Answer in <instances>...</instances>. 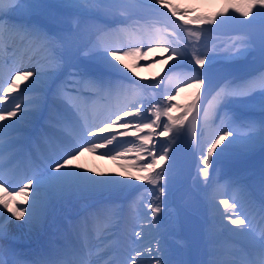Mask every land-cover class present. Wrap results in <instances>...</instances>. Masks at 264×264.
I'll use <instances>...</instances> for the list:
<instances>
[{
    "label": "snow or ice",
    "instance_id": "6c2138e0",
    "mask_svg": "<svg viewBox=\"0 0 264 264\" xmlns=\"http://www.w3.org/2000/svg\"><path fill=\"white\" fill-rule=\"evenodd\" d=\"M81 3H86L87 0H80ZM10 3L16 4L17 8L21 5L19 0H10ZM115 6L122 7V4ZM149 6L152 10L159 14L167 16L168 13L162 9H169V0H150ZM255 10V15L253 12ZM15 11V9H13ZM218 13L211 17H195L192 20H183V11L175 8L171 9V16L180 15L185 28L192 24H212L216 21L217 15L227 13ZM239 12L246 20L251 16V20L255 21L257 16L264 18V0H246L244 7H237ZM251 22V21H249ZM173 24L176 21H172ZM4 34H8L9 43L6 45L2 38ZM193 35H199L196 32ZM169 40L154 39L145 43L143 39L135 43L117 45L115 42L108 43L102 38L94 42L88 52L91 55H86L79 63L63 62L60 57H54L47 68L34 66L28 70H17L7 82H0V103H5L10 97L19 91L20 96L28 93L32 95L25 101L24 107H21V102L13 99L12 107H0V152L4 149V136L6 130H14L18 125L30 124V117L38 116L47 105L49 122L59 123L57 119L58 108L62 106L68 113L63 118L66 128H71L79 123L78 113H80L81 104L87 103L95 96H100L103 93L110 92L114 87L134 89H153L160 88L161 81H157L154 85L148 86L133 79L134 74H130L131 70L127 64H123L121 56H141L143 50L153 51L154 46L161 48L162 58L174 61L167 66V71L172 72L174 69L180 68L184 61H188L194 66L192 71L195 75L189 81H184L183 86L195 89V99L188 106L182 116L172 117L170 115L172 108L173 94L169 93L166 96L157 98L155 93L150 99L138 98L130 103L127 107L118 112L111 113L105 120L103 126L98 128L99 133L105 134L102 139L103 143L98 142V139H89L96 137V132L92 131L91 127L84 125L81 128L80 135L76 138L67 136L59 144L53 145L52 154L46 156L43 162L38 166L37 170L31 176H28L27 182L19 187V191L15 187L9 193L5 184H11L5 179L4 174L0 172V188H4V196H0V215H3V210L11 213V217L17 219L24 218L27 213L25 223L29 226L38 224L47 211L49 203L61 196L68 190H83L92 193H116L129 189L134 186L133 180L125 179L117 176H100L97 177L91 173V170H84L79 165H72L74 160L82 151H91L108 156L112 159L117 157L128 158L127 153H135L132 159L137 163H133L131 168L137 169V174L134 176V181H142L150 184L155 189L159 185L160 199L165 194V185L163 180L162 163L168 158V148H164L158 155L156 149V139L159 137H168L170 134L175 139L180 134V129L184 126L185 121L189 116L195 118L196 115L203 113L205 123L209 122V110L201 106L203 103H210L208 96L214 91L211 79L207 78L212 60L208 53L194 52L191 59H188L189 44L183 46L178 44L174 39H171L172 34L168 33ZM63 43L61 40H56L49 36L44 31L43 26L34 24L14 23L7 13L0 6V53L5 51L15 55L19 47H25L31 50L35 45L41 44L46 48H53ZM195 48L197 42H191ZM243 43V42H242ZM247 49H237L234 53H230V59L236 60L244 57L247 54ZM72 69L69 71L68 69ZM225 75L223 78L220 91L216 92L212 100L216 102L215 119L219 120L210 139L206 153L201 156L203 168L200 169L201 174L207 180L209 177V167L214 163H219L220 158L231 152L235 147L239 146L242 150H247L255 145L257 141L264 146V65L261 70L250 72L244 78L237 76L235 73L240 69L225 67L223 69ZM119 76L121 81L116 84L114 77ZM63 77V79H61ZM28 82L21 90V84L17 81ZM59 80V83L57 81ZM126 80L127 84L123 81ZM6 83V86H5ZM179 90H182L179 89ZM51 93L52 101L48 103V94ZM167 101L165 104L164 102ZM259 107L260 118L249 119L243 114V109L249 107ZM161 107L163 114H161ZM115 117L114 119L112 117ZM127 118V119H126ZM8 121V123H4ZM215 123V120L212 121ZM190 123V121H189ZM113 124H119L120 128L125 131L114 133L109 132ZM177 126V127H174ZM129 129L132 131V138L126 139ZM117 144L123 147L111 148L110 146ZM127 145V146H125ZM219 151H217L218 147ZM171 147V144H169ZM107 149V151H105ZM217 157L214 161L213 157ZM34 185V187H33ZM262 187H264V178H262ZM15 196L23 197V201L18 205H12L11 201ZM214 198V197H213ZM29 199L31 202L29 203ZM240 200L233 198L221 199L220 205H223L225 212L221 215L234 226H245L239 228L236 232L239 236H248L252 221L241 218L236 214L237 206ZM24 204L28 207L25 209ZM105 206L96 209V214L104 211ZM215 208L216 205L213 204ZM231 210V212H229ZM262 210H264V202H262ZM153 216L161 212L159 205L151 208ZM264 221V217H262ZM235 231L234 229H228ZM3 232V227L0 225V233ZM140 232H136L139 237ZM162 249H157L156 253ZM150 254L152 251L150 250ZM142 253L136 251L130 258L128 264H143V261L137 259ZM5 252L0 249V264H8L4 259ZM45 264H64L63 261L49 260ZM68 264H87L86 261H72ZM156 264H169L166 259H157ZM237 264V262H232ZM240 264H264V230H262L261 239L258 242V253L254 258L240 262Z\"/></svg>",
    "mask_w": 264,
    "mask_h": 264
},
{
    "label": "bare ground",
    "instance_id": "6f19581e",
    "mask_svg": "<svg viewBox=\"0 0 264 264\" xmlns=\"http://www.w3.org/2000/svg\"><path fill=\"white\" fill-rule=\"evenodd\" d=\"M79 2H80V0H73V1L72 0H59V10H60L59 13L67 12V10H70L71 7L69 4H71V6L73 8V7H76ZM196 3L201 4V1L197 0ZM20 5H22V4H20ZM70 13H72V12H69V14ZM58 15H60V14H58ZM88 16H90V15H88ZM84 19H85V17H84ZM84 19H82V21H84ZM15 22L17 24L24 23V21L21 20V18H18V20H16ZM67 22H66V24H67ZM79 24H80V26H77L74 28V35H73L74 37L72 39H70V36L72 35L73 31L59 34L58 33L59 30H61L65 26L64 27L61 26L60 28H58L56 34L58 36L60 35V37L63 38V43L61 45H59L58 48L56 49V51H59V52H56L55 49H53V48L49 49V48L45 47L44 50H41V52L37 51V53L35 55V49H34L32 51V53L34 52V56H36V58L33 60L32 63H30V62H29V64L26 63L25 66L28 69H31L34 66L41 67L42 65H44L45 63L48 62L47 58H46V53L50 54L52 56V59L54 57H60L63 62H66V61L68 62L69 57H71L74 54H77L84 47V44L86 42H88L90 39H92L94 37L95 33L100 28H102L99 25V21L94 19L93 17L90 20H88L87 22H85L84 24H82L81 22ZM53 36H55V35H53ZM93 39L95 40L96 37H94ZM59 40H60V38H59ZM159 50H160V48H159ZM40 53H42V54H40ZM38 54H40V55H38ZM16 57H18V54L15 55V58ZM129 59H130L129 57H127V58L122 57L121 58V60L123 61V64H127L129 67L130 66L135 67L136 66L135 61L134 60L132 61ZM80 60H81L80 58H75L72 63H79ZM164 65H165L164 62L161 63V66L159 68H161ZM1 67L3 68V71H5L7 68V67H3L2 62L0 61V68ZM140 68H143V66H140ZM69 70H72V69L69 68ZM224 75L225 74L223 71L220 72V75L218 76L217 80L212 84V87L214 90H215V88H216V90L219 88L218 87L219 83L221 82V79L224 77ZM155 76H152L151 79H153V77H155ZM61 79H63V77H61ZM114 80H115L116 84L119 85L121 78L119 76H116V77H114ZM18 83L21 84L20 81ZM22 89H23V87H21V90ZM115 89H116V91H115ZM136 91H134V92H136ZM138 93H139V91H138ZM28 94H31V93H28ZM141 94H144V93L141 92ZM16 95H19V92L16 93ZM128 95H129V93L127 91L125 92L124 88L122 89L119 86H117V87H114L110 92L104 93L105 99L101 105L99 104L98 99H93L91 102L88 101L85 104H81L80 113L77 114L78 119H79V123L77 125L71 127V128L65 127V124L63 122V118L68 113L65 111V109L62 106H59V108H58L59 114L57 116V119L60 121L59 123L49 122L47 120L49 112H45L44 113L45 116L42 117V119L39 123H35L38 119L37 117L32 119L31 126L37 124V125H40V126L42 125V126L46 127L47 129H49L52 132V134L56 138H58L57 144H59L61 141L64 140L65 137L69 136V134L71 132H74L76 128L79 130V132H81L82 126L87 125V126L91 127L92 129H94V128L97 129L96 131H94L97 134L96 137H94V138L98 139V142L103 143L102 137L105 134L98 132V128L101 125V122L109 114L112 113V109H116L117 107L124 106L125 105L124 100L126 98H128ZM136 95L139 97L138 94H135V96H134L135 98H136ZM49 98H50V101H52L51 93L48 94L47 99H49ZM98 98H99V96H98ZM9 100L12 101L13 97H10L8 99V101ZM208 101L210 103H204V106H203V107L208 108V110H209V122L208 123H205L203 113L196 115L195 118H193L192 116H189L188 120L185 121L184 130H185L186 135H187V143H186V155L184 157V160L179 159V157L177 156L178 154L177 155H171L170 154L171 156L169 158H167V160L162 163V168L164 170L163 171V181L167 184V193H166L167 201L165 202V204H164V202L162 204L166 208L161 210L160 213L156 214V216H159V218L154 219V220L159 219V222L154 221L153 224L144 225V222L147 220H142V221H136L135 223L137 226H135L134 224H132V221H130L129 219H127L125 217V212L127 211L128 207H129L128 206L129 202L131 200L135 199L137 192L139 190H142L145 185H150V184H147L146 182L134 181V176L137 174V171H131L130 167L133 163H137L136 160L132 159V157L135 156V153H127L126 156L128 158L117 157L116 159H112L108 156H105V155H102L99 153H93L91 151H84V152H81L74 160L71 161L72 165H79L84 170L90 169L91 173L97 177L108 176V175L117 176V177H122L125 179H131V180H133V184H134V186L129 188V189H126V190L121 191V192L112 193V194L92 193V192L83 191V190H68L65 193H63L61 196L52 200L49 203V206L47 208L46 213L51 212L52 215H58V216L69 215L68 212L70 210H75L72 207L75 205H78V204H81V207H80L81 210L85 209L87 207H90V210L94 213L95 219L88 220L87 218L89 216H87V215L79 214L78 216H76V213H73L71 219L70 220L68 219L67 221H65V225L68 226L69 224H71V228H73L74 230H76V228H77L73 225L74 223H81L82 224V229H83L82 239L87 240V241H90V240L94 241L95 247L98 251L97 252L94 251L92 253L95 256H97L98 259H102L105 255H107L105 263H97L96 261L87 262L86 260H83V261H86L87 264H128L130 258L134 255V253L136 251H140L142 253V255L140 257H137V259L140 261H143V264H156V260L161 259V258L168 260L169 264H175V262L170 258L169 252H168L166 246L164 248L158 246L160 243L159 239H162L163 235H164L161 233L162 223L160 222V220L162 222H164V219H161L160 216H162L164 218L165 217L164 215L170 214V216H172L174 219H177L179 221L177 231L184 229L187 232V234L189 235V237H188L189 240H191L190 241L191 244L181 254L180 263L181 264H195V255H194L195 228H194V222H193L192 216L189 214V212L187 210L184 209L181 202H182L183 195L185 194L186 191L189 190V182H190V179L192 178V175L196 174L198 167L201 165L200 158L203 154L202 152H205L204 149L207 147L205 137L210 138L213 131L215 130V127L213 125H211V122H210V116H211L210 110L212 109L213 100L210 97ZM202 103H203V97H202L201 105H202ZM2 107L9 108L7 105H4ZM47 113H48V115H46ZM189 121H190V123H189ZM198 121H201L203 124V130H202L201 135L197 133ZM4 123H8V121H5ZM19 127L20 126L18 125L16 129L7 130L6 132L12 131L13 133L17 134L19 132ZM117 127H120V125L119 124H113L112 127L109 129V131L113 130V128H117ZM29 129H30V127L23 134L22 138L25 136H28V134H26V133L29 131ZM41 133H42L41 130H35L32 133V136L36 137L34 139V141L36 143L39 142L38 137L40 138L43 134V133L42 134ZM75 136L77 137V133L75 134ZM128 137L129 136H127L126 139H128ZM53 145H55V144L54 143L52 144L51 151H53ZM110 147L111 148H117V144L114 143V145H112ZM118 147H120L119 150H121L122 146L118 145ZM218 148H220V147H218ZM251 148H252V146L250 147V149ZM25 151H26V149L22 150L20 148L21 156H23L25 154ZM105 151H107V149H105ZM31 154H32V152H31ZM45 157L46 156L44 154V151L38 152L37 159L40 162H43ZM7 161H9V160H7ZM7 161L0 163V172H2L4 174V177L9 176V178L12 180H17V176L20 174H23L24 179L21 182V186H22L23 183L27 182L26 178L28 176H31V173L33 171H31V173H29V170L33 166L30 164V162L22 163V161L20 160L16 164L15 167H12V162L11 161L7 162ZM262 162H263V159L258 154H256L255 158H253V160H252V164H253L254 168H256V169H259L260 164H262ZM101 163L106 164V166H107L106 170L103 169V167L101 166ZM114 163H117V165H119V167H117V165H115ZM24 165H25V169L23 167ZM248 166H249V164H248ZM246 167H243V168H246ZM239 168L241 169V167H239ZM253 174H254V179L251 180L252 184L258 183L259 182L257 180L258 177L255 176V173H253ZM262 175L264 176V172L262 173ZM235 176H237V175H235ZM209 177L207 178V180L204 184L203 191L207 195L206 200L211 202V201L215 200L213 197L218 195V193L220 192V189L215 194V190L217 188V183L212 177L210 179H209ZM197 178L199 181H203V182L205 181V178L203 176H198ZM240 178H239V180H240ZM208 179H209V181H208ZM227 180H228V178H227ZM207 182H208V184H207ZM219 183L222 184L223 181H221ZM205 185H206V187H205ZM260 185H262V184H260ZM230 186L233 188H236L238 190V192L241 193V188H240L239 184L231 181ZM33 187H34V185H33ZM4 188H7V187H4ZM4 188H0V196H4ZM259 188H260V186H259ZM16 190L19 191V187H16ZM204 193H203V195H204ZM157 196H159V195H157ZM228 198H230V197L228 196ZM216 200L219 202L221 199L217 198ZM22 201H23V197L15 196V198L11 201V203H12V205H18ZM163 201H165V200L163 199ZM30 202H31V200L29 199V203ZM103 202H105L106 205L113 203V206L117 207L116 210L119 211L118 219L114 223V225L109 226L110 229L107 228L108 225L105 223L104 220H99L98 218H96V216H97L96 209L100 208V205L103 204ZM158 205H160V203ZM238 206H239V204H238ZM0 207H2V206H0ZM23 207H25V209H26L28 207V205L24 204ZM107 207H110V206H107ZM160 207H161V205H160ZM50 208H52V209L50 210ZM220 208L222 211L225 212L223 205H220ZM239 209H240V207H239ZM239 209H237V210L239 211ZM167 211H169V212H167ZM10 214L11 213L7 212V210H3V215H0V225L3 226L5 224V222L7 221V217ZM239 214H240L241 218H244L245 216L247 217L246 225L248 223V220L252 221L251 229H249V235L248 236L237 235L236 232L239 230V228L234 229L235 231H229L228 229H226L222 233L221 237L218 239V236H216V232H214V231L211 232V230H208V231L204 230L203 232H207V233H205V235L209 238V243H211L215 246H218V247H221V244H223V245H225V249L231 250V252L233 251V247L237 246L238 244H240V247H242V245H244V244H247V245L256 244V242H258V240L255 238L254 234L251 235V232L259 234L258 231H259V228H260V225L262 222V217H264V210H262V208L259 205L252 204L246 210H241L239 212ZM26 219H27V217H24V219H23L24 224H26L25 223ZM165 220H166V218H165ZM228 224H230L229 221L223 217L222 220L212 219V223L209 225H210L211 229H217V231H219V229H221L222 227H227ZM49 225H50V223H40V228H37L36 225L33 227L29 226V228H27L26 230L16 231V234H6L4 231L2 233H0V237H1L0 238V249H2L5 252L4 259L7 258V256H8L10 258L11 264H45V262L55 259L53 257V249H54L53 240H55L61 245L63 257H64V260L66 262H70L76 256L78 257V259L76 261H80L79 260L80 256L77 254V251L75 250V248H76L75 243L71 241L72 240L71 234H69V232H65V230H67V228H64V230L62 231V228H60L58 225L56 230L54 231V228H51V226L49 227ZM232 227L233 226H231V228H229V229H232ZM244 227L245 226H241V228H244ZM127 231H129V233L140 232L141 235L139 237H136V235H135L133 242L128 243L126 241V237H125V232H127ZM44 237L45 238L47 237L46 241H45ZM210 238H212L213 241L210 240ZM34 240H38L37 244L32 243V241H34ZM67 240L70 241V244L72 246L71 252H68L67 250H65L64 242H66ZM7 242H11L13 246L17 247V250H15V252H13L12 254H11V252L10 253L7 252L9 250ZM22 245L23 246L24 245H30V246L22 247ZM32 247L38 248V252L35 254H31L30 252H33L31 249ZM157 249H162V251L157 254L156 253ZM150 250L152 251V254H150ZM211 252H212V256L210 257V261L212 262V264H226V260H227L226 255L228 254L227 252H224V251L219 250V249H211ZM24 253H27V255L32 256L33 260L32 261L23 260V257H24L23 254ZM14 254H16V255L18 254V256H17V258L12 259L11 255L13 256Z\"/></svg>",
    "mask_w": 264,
    "mask_h": 264
},
{
    "label": "rangeland",
    "instance_id": "374dc122",
    "mask_svg": "<svg viewBox=\"0 0 264 264\" xmlns=\"http://www.w3.org/2000/svg\"><path fill=\"white\" fill-rule=\"evenodd\" d=\"M0 1H6L10 3V0H0ZM196 1L197 0H188V1L169 0L170 8L162 9V11L168 13L167 16L159 15L155 13L152 10V8L149 6L150 0H87L86 3L79 2L77 5L78 7L76 6L72 8L71 4H69L71 9L63 13L58 12L59 0H19V3L22 5L19 8H17L15 4V8H16L15 12H23L24 10H28L35 7L41 9L46 14L48 12L49 14L47 15L54 14L53 17L55 16L58 17L59 19L61 18V20L63 21L64 24H62L61 26L62 27L65 26L64 27L65 29L62 28L61 30H59L58 32L59 34L70 32L71 30H73L72 28L76 27L80 22H86L88 18L93 17L94 19L99 21V25L102 27L100 28L101 32L99 33L102 37H97L96 40L102 38L103 40L105 39L104 40L105 42L108 43L115 42L117 45H119L120 43H124V44L135 43L140 39H143L145 43L154 39L169 40L170 37L168 33H171L172 34L171 39H174L181 46H183L185 43L189 44L188 47L189 60L191 59L194 52L209 54V57L211 58L212 62L210 65H206L205 67L209 68V72L207 73V78L211 79V81L216 77L217 73L220 70H222L227 65H229L230 53H234L237 49L246 48L248 51L245 57H256V56L264 57V18L257 16L256 20L252 21L251 16L247 20L243 16H241V18L237 20H232L230 7L225 3V1H229V0H200L201 4L199 5H201L202 7L194 8V3H196ZM245 3L246 0H243L242 3H240L241 7H244ZM116 4H122L123 6L122 7L115 6ZM172 8L183 11V20H192L195 17H211L218 13H225V9H227L228 11L226 14L217 15L216 21L212 24L200 25L194 23L188 26V28H185L183 24V20L181 19L180 15H177L175 17L171 16ZM69 12L72 13L69 14ZM56 14H60V15H56ZM253 15H255V10L253 12ZM82 19H84V21H82ZM173 20L176 21L175 24L172 23ZM55 22H56L55 26H49V27L44 26L43 28L44 31H46L49 36L55 37L56 40H59V38L61 40L62 37L56 34L58 29L56 28L57 21ZM148 27H152L153 31L151 32L148 29ZM116 30L118 31L122 30L121 33L122 35L120 38H118L114 33V31ZM193 32H196L199 35H193L192 34ZM197 41L198 43L194 48L191 42H197ZM86 47L83 48L79 54L70 57L68 62L70 61L71 63L72 61H74V59L77 58L78 55L81 58H86V55H91V53L88 52L89 48L86 49ZM54 48L56 49L58 48V46ZM159 48L160 47L158 46H154L153 51H147L145 48L143 50V55L141 56H135V55L121 56V58L129 57L130 58L129 60L135 61L136 66L129 67V69L131 70L130 74H134L133 79H136L140 83L146 84L148 86L154 85L157 81H161L160 88L158 89H153L152 87H148L146 90L145 89H134L131 91L128 90L129 92H131L129 96L131 101L129 100V102L132 103L134 100L138 98L150 99L154 93L157 96V98L166 96L167 94L171 93L176 99V102L172 101L173 106L171 108L170 115L175 118L178 116H182L184 112L187 110L188 106L195 99L194 96L195 89L183 86L184 81H189L192 78V76L195 75V73L192 71V68L194 66V61L192 65H190L186 60L183 62L180 68L174 69L172 72H168L167 66H170V64L173 63V61L163 59L162 56L165 54H163L162 51H160L161 48L160 50ZM50 56H51L50 54L46 53V58L48 61L47 63H45L46 67L53 60L52 56L51 58ZM22 59L23 58L20 56L16 58L14 57L11 62V66H10L11 69L13 70L18 62L22 63ZM25 60L26 63L28 60L27 59ZM163 62L165 65L159 68L161 66V63ZM140 66H143V68H140ZM23 70H25V67H23ZM257 70H259V68L257 67L245 66L240 71H238L236 75L241 78H244L248 75V73L255 72ZM152 76L155 77L151 79ZM170 79H176V83L173 85V87H171V89L167 87L168 80ZM181 88L182 90H179ZM218 90L219 89H217L216 91ZM140 91L145 95L141 94ZM135 94H138L139 97L136 95L135 98L134 97ZM96 97L98 98V96H95L93 97V99H95ZM99 98L100 99L98 100V102L101 105L103 96L100 95ZM164 103L166 104L167 101H165ZM214 103L215 101L213 102V104ZM125 107L126 106H124L123 108ZM123 108H120L119 110ZM250 108L258 109L259 112L251 113L252 114L251 115L248 112ZM160 110H161V114H163L162 107ZM242 111L243 114L249 119L260 118V110L258 106L256 107L250 106L249 108L243 109ZM215 115H216V104L212 112V118L213 120H215V122L218 125L219 120L215 119ZM112 118L114 119L115 117L113 116ZM104 122L105 121L101 123V126H103ZM182 129L183 128L180 129V134L176 136L175 139L172 138L171 134L168 137H159L156 139L157 155L164 148H168L169 150L168 158L171 155L178 154L177 156L179 155L184 156L186 154V146H185L186 132L184 130L185 132L184 134ZM110 132H114L118 134L119 129L116 128L114 130H111ZM169 144H171V147H169ZM35 146L36 145L34 144L31 145L32 148H34ZM206 148L204 149L205 152H202L203 154L206 153ZM122 150L123 149H121V151ZM217 151H219V148L217 149ZM257 151L259 152V154H262L261 149H256L253 151V153H251L250 151L246 152L235 147L231 152L227 153L224 157H221L219 163H214L209 167V175L210 173H213L217 179L226 177L225 178L226 180L228 178V180L231 179L234 182L236 180L237 182L242 184V188L244 187V193L240 194L239 196L235 195L231 197L232 199L233 198L239 199L241 202L246 200L244 204L240 202L239 206H237V209H239V207L240 209L241 207L243 208L244 205L248 204L251 201L262 203V200H264V196H263L264 187L260 185L262 184V178H264V176L262 175V173L264 172V156L261 155L263 162L260 165L261 168L256 173V177H258L257 180L259 181V186H261V190L258 191L259 192L263 191L262 199H260L261 196H258L256 193H253L250 189L255 187L256 184L251 185L252 184L251 182L250 185L249 184L247 185V180L250 181L253 177V166L250 163L251 158L253 155H255ZM216 159L217 157L214 154L213 160L215 161ZM114 164L117 165V163ZM201 165L202 167H204L202 163ZM101 166L103 167V169L106 170L107 168L106 164L101 163ZM117 167H119V165H117ZM239 167H241V169ZM243 167H246L247 169ZM133 170L137 171V169L131 168V171ZM243 170H245V172L240 174L239 171H243ZM199 175L203 176L202 174ZM196 180H191L189 191L185 194L184 204L186 205V207L190 209L192 212H194V214H196L194 218L199 222L201 221L202 218L204 219V222L210 221L211 216H215L216 214L217 216H221V214L223 213L221 209H219L218 212L217 208L216 207L214 208L212 203L206 200V197L205 195H203L202 192L203 184L198 179ZM162 183L165 185V194L163 196L164 198L161 197L160 199H157L158 197L157 195H159V185L155 186V189L153 188L152 185H149L146 186L144 190H139L137 192L136 195L137 198L135 197L136 200L135 202H133V204L130 205L129 212L127 213L128 219L135 221L136 219H139L141 217L143 218V216H146L147 217L146 219L150 218V220H153L156 217L153 215L150 217V215L152 214L151 211L152 207L157 206L160 203L161 210L166 208L162 204L163 202L165 204V202L167 201V197H165L167 188H166V183L163 182V180ZM227 185H229V182L223 185L222 187L223 190H226ZM194 192H197V194ZM231 198H228L227 195H224V199H229L230 202H231ZM163 199L165 201H163ZM76 207H77L76 211H79V208L81 206L77 205ZM239 211L236 210V213L233 214V218H235L236 214H239ZM108 212L111 213V217H115L118 215L116 213L115 207H111V206L105 207L104 211L101 212L100 215L105 217L106 220H109L111 219V217H106ZM229 212H231V210H229ZM164 216H165L164 218L161 216L164 219V222L160 220V222L163 223L162 229L164 230L161 231V233L165 234L163 235L164 238L162 240L164 242H167L166 244L168 246V249L171 251V253L176 258H179L182 248L186 246V244L188 243V238L184 233V231H181L182 237H179L177 239L172 238L171 234L174 224L172 223V220L174 218L171 216L170 219V214ZM47 220L49 219H44V221ZM9 221H13L14 222L13 225L19 224V219L15 217H11ZM228 226H231V224ZM201 229H206V228L201 227ZM128 235H130L128 239L131 241L134 235L133 234H128ZM200 235L199 237H197V240L195 241L194 244L196 260L198 264H208L209 261L206 257L209 254V249L205 241L203 240V233L201 232ZM253 247H254L253 245L244 246L245 250L243 253V257L241 256L242 258L239 257L233 258L232 262H237V264H240V262L242 261H246L248 259L254 258L256 256L255 250L258 249V247L256 249L255 247L254 248Z\"/></svg>",
    "mask_w": 264,
    "mask_h": 264
}]
</instances>
